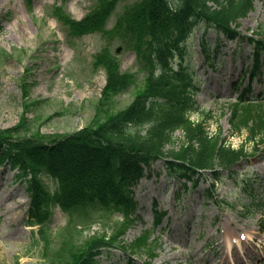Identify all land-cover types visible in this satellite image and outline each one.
Segmentation results:
<instances>
[{"label":"rangeland","instance_id":"obj_1","mask_svg":"<svg viewBox=\"0 0 264 264\" xmlns=\"http://www.w3.org/2000/svg\"><path fill=\"white\" fill-rule=\"evenodd\" d=\"M135 1L119 3L106 27L111 28L118 14ZM95 3L0 0V130L11 128L21 137L33 138L39 134L68 135L95 121L105 72L92 66L93 55L105 41L96 33L71 37L52 15V7L60 5L79 20ZM259 26L264 28V0L255 1L253 10L239 20L238 31L251 37ZM186 45L185 61L190 62L198 86L194 97L198 109L190 118L204 120L209 135L219 132L227 145H244L251 152L246 134L232 135L228 123L230 105L240 94L236 83L251 63L249 43H232L199 24ZM203 45L211 58L208 62ZM118 47L121 51L116 55ZM110 52L116 55L120 71L132 74L134 85L141 86L143 72L134 54L117 38L110 42ZM22 77L28 99L21 94ZM135 86L116 96L112 109L124 108L132 100ZM252 92L251 98H264L260 82H253ZM182 140V133L176 132L175 145ZM203 174L196 188L185 189L168 176L163 161L153 164L134 189L137 209L121 242L127 248L111 249L99 263L264 264V154L242 159L231 171H221L213 189H208L209 172ZM43 181L54 191L50 178L43 177ZM28 202L24 180L17 179L16 171L8 166L1 168L0 264H56L53 253L63 237L79 243L95 234L111 235L122 220L117 213L104 212H73L71 217L56 207L41 235L38 226L27 224ZM155 211L166 213L159 226H153ZM71 218L76 227L67 231ZM145 235V246L132 251L129 245ZM146 248L154 250V259Z\"/></svg>","mask_w":264,"mask_h":264},{"label":"trees","instance_id":"obj_2","mask_svg":"<svg viewBox=\"0 0 264 264\" xmlns=\"http://www.w3.org/2000/svg\"><path fill=\"white\" fill-rule=\"evenodd\" d=\"M121 1L96 0L79 21L60 7L52 10L70 36L101 33L106 42L93 56V66L106 74L95 121L68 135L33 138L21 137L11 128L0 130V168L8 166L17 171V178L24 179L29 194L27 221L41 227L39 234L47 230L54 206L67 212H117L124 218L110 236L94 235L79 243L63 237L53 253L56 264H98V256L120 243L136 209L133 188L150 164L164 160L171 177L195 186L198 178L194 177L200 171L209 170L218 179L217 170H228L248 155L243 145L237 149L225 145L219 134L209 136L203 122L188 117L196 111L193 96L198 88L181 60L187 39L200 23L229 40L240 37L232 26H239L238 20L247 16L255 0H138L118 15L111 29H105ZM255 34L261 40L248 38L253 47L250 79L231 106L230 117L236 134L246 131L253 153L264 147V103L247 98L251 81L264 76V29ZM115 38L135 53L143 72L141 86L134 85L132 74L120 71L110 52ZM20 86L28 99L24 78ZM131 86H135V95L130 103L112 109L113 99ZM177 130L183 134L178 146ZM45 175L56 183L53 192L42 180ZM143 244L144 240H138L132 248ZM149 255L154 256L153 252Z\"/></svg>","mask_w":264,"mask_h":264},{"label":"water","instance_id":"obj_3","mask_svg":"<svg viewBox=\"0 0 264 264\" xmlns=\"http://www.w3.org/2000/svg\"><path fill=\"white\" fill-rule=\"evenodd\" d=\"M119 51V50H118Z\"/></svg>","mask_w":264,"mask_h":264}]
</instances>
